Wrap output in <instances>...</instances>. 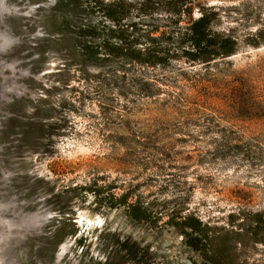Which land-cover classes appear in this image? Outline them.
Segmentation results:
<instances>
[{"label": "rangeland", "instance_id": "374dc122", "mask_svg": "<svg viewBox=\"0 0 264 264\" xmlns=\"http://www.w3.org/2000/svg\"><path fill=\"white\" fill-rule=\"evenodd\" d=\"M201 13L239 41L210 68L176 28ZM258 32L264 0H0V264H207L187 223L230 264L238 212L264 214Z\"/></svg>", "mask_w": 264, "mask_h": 264}, {"label": "trees", "instance_id": "16d2710c", "mask_svg": "<svg viewBox=\"0 0 264 264\" xmlns=\"http://www.w3.org/2000/svg\"><path fill=\"white\" fill-rule=\"evenodd\" d=\"M180 18L181 14H178L176 20L180 21ZM176 28L180 32L179 41L182 43L181 55L189 62L202 63L210 68L212 65L232 56L238 49L239 41L237 37L224 29H214L212 27V20L205 13H201L194 19L189 17L185 26L178 25ZM256 35L252 45L258 47L264 43V37L260 35V32ZM148 40L153 42L154 37L148 35ZM141 48L136 51L137 55L134 58L136 62L155 67L157 65L164 66L168 60V49L157 48L152 46L151 43L145 44ZM141 55L144 56L141 57ZM238 214L245 216L238 223L236 230L231 229L229 238L231 241L232 258L230 264H240L237 246L252 245V243L253 245L255 243H262L264 245V214L258 212L246 213L244 210L239 211ZM187 226L195 234L193 237V240L196 242L194 247L202 250L208 262L207 264H223L222 260L228 249L225 238L220 234L211 236L208 234V230L200 227V223H187ZM208 252H210V255H208ZM243 263L248 264L245 259L242 261Z\"/></svg>", "mask_w": 264, "mask_h": 264}]
</instances>
